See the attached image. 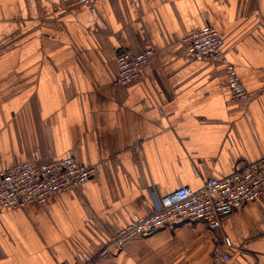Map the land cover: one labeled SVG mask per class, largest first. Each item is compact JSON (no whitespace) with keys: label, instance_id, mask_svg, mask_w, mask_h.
<instances>
[{"label":"crops","instance_id":"obj_1","mask_svg":"<svg viewBox=\"0 0 264 264\" xmlns=\"http://www.w3.org/2000/svg\"><path fill=\"white\" fill-rule=\"evenodd\" d=\"M0 0V170L33 150L70 152L97 170L44 202L0 211V264H79L159 195L198 188L247 162L264 164V0ZM213 26L249 99L225 66L189 52ZM153 50L140 76L117 81L118 54ZM264 264V191L223 218L166 225L91 264Z\"/></svg>","mask_w":264,"mask_h":264},{"label":"built area","instance_id":"obj_2","mask_svg":"<svg viewBox=\"0 0 264 264\" xmlns=\"http://www.w3.org/2000/svg\"><path fill=\"white\" fill-rule=\"evenodd\" d=\"M91 11H97L98 0H79ZM189 52L194 57L210 56L224 64L231 93L235 99H249L250 94L240 78L235 64L223 48V38L213 26L192 29L188 34ZM147 49L137 53L118 54L117 81L125 83L140 76L143 63L153 54ZM93 164H79L70 152L48 158L36 149L18 163L4 165L0 170V211L5 207H20L46 201L57 191L75 188L93 176ZM264 191L263 160H255L235 167L222 177H212L198 188L180 186L163 195L151 191L153 210L144 215H131L110 237L105 245L93 252L77 253L79 264H91L112 250L119 251L125 242L136 235H145L166 225L184 221H202L211 229L220 230L223 218ZM230 237L221 233L215 239L211 264H221L231 258ZM60 264H70L63 260Z\"/></svg>","mask_w":264,"mask_h":264}]
</instances>
